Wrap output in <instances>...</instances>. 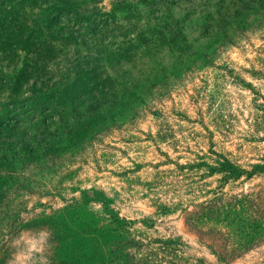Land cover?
<instances>
[{
  "label": "rangeland",
  "instance_id": "374dc122",
  "mask_svg": "<svg viewBox=\"0 0 264 264\" xmlns=\"http://www.w3.org/2000/svg\"><path fill=\"white\" fill-rule=\"evenodd\" d=\"M113 1L7 0L0 9V81L10 86L0 88V95L12 99L0 109L3 264L75 262L78 247L87 251L89 235L116 224L132 240L134 263L164 264L170 257L161 246L178 240L187 256L213 264L179 215L164 214L162 206L184 194L175 192L178 181L198 190L197 165L207 153L208 134L214 150L239 164L264 155L253 108L255 96L264 98V68L257 61L264 48L259 6L253 2L240 11L238 24L226 21V27L237 25L241 41L203 70L192 62L201 63L213 52L206 45L221 39L216 28L208 42L201 40L199 28L209 25L204 9L184 20L191 28L184 32L186 42L161 44L159 21L138 0L105 19L109 30L102 28L101 13L111 11ZM96 7L100 13L91 10ZM59 9L71 15L62 27L66 33L47 26ZM75 20H84L83 36H74ZM124 72L135 75L128 89L119 79ZM170 85L145 106L155 96L146 88ZM61 91L85 99L71 104L69 96L60 99ZM90 93L98 94L96 100L86 99ZM27 94L32 98L20 103ZM31 222L34 229L28 228ZM78 232L81 245L73 240ZM234 264H264V247Z\"/></svg>",
  "mask_w": 264,
  "mask_h": 264
},
{
  "label": "trees",
  "instance_id": "16d2710c",
  "mask_svg": "<svg viewBox=\"0 0 264 264\" xmlns=\"http://www.w3.org/2000/svg\"><path fill=\"white\" fill-rule=\"evenodd\" d=\"M141 5L145 6V13L152 20L159 21L158 43H172L177 40L186 42L184 36L185 31H190L191 28L184 25V20L189 14L198 12L199 9H204L207 14L206 21L208 26L203 25L199 28L201 40L208 42L207 35L214 34V29L219 28L220 38L212 42V46H207L205 50H211V55H203L201 63L192 62L193 68L210 69L214 66L211 61L227 48L236 47L241 41V37L237 32V25L231 28L226 24L228 20L234 21L233 24H238L240 11H245L249 4L255 2L261 9L260 13L264 14V0H138ZM248 4H244L246 2ZM96 4L99 3L95 0ZM133 0H114L111 11L101 13L104 15V20L111 17L117 10H126L133 8ZM7 0H0V9L5 8ZM224 4H227L224 6ZM176 8L178 13H174L170 7ZM214 8L215 14L211 15L210 10ZM253 8V7H252ZM93 13H100L96 8L91 9ZM139 9L134 8V11ZM48 17V28L54 29L56 32L62 31L66 33L62 27L67 21L71 20V15L64 14L62 9L55 10ZM199 14V13H198ZM55 15H57L55 17ZM202 15V14H199ZM79 31H76L74 36H83L80 29L84 25V20H75ZM212 24V25H211ZM109 30L108 21L102 22L101 27ZM226 30H231L230 35L226 34ZM72 33V32H71ZM85 40H83V43ZM262 49V50H261ZM257 56L258 64L264 68V48H260ZM257 51V52H258ZM128 58V54L126 55ZM199 62V61H198ZM144 72L142 73V75ZM130 72H124L120 77L124 88L128 89L134 83ZM117 79V78H116ZM114 83V82H113ZM113 83L108 88L110 92L113 88ZM7 85L4 81H0V88ZM57 85L54 84V87ZM151 86H153L151 84ZM172 85L163 86V89L158 87H149L145 91L155 96L144 101L145 106L150 102L156 101V96H162L170 91ZM252 89L251 84L247 85ZM98 87V86H96ZM10 88V86L8 87ZM152 89V90H151ZM10 90V89H9ZM24 91L20 92L23 94ZM66 92L59 93L60 99L69 96L72 100L71 104L78 103L85 99L80 93L71 92L70 95ZM148 93V94H149ZM101 96H104V91H100ZM24 97L20 103L27 102L31 95ZM97 93H90L86 99L96 100ZM11 95H0V109H7V105L11 102ZM255 111V124L258 132L263 136L259 138L264 142V98L255 96L253 101ZM87 111V110H86ZM85 111V112H86ZM208 150L206 154L201 156L202 161L198 163L202 173L200 174V185L198 190L195 189L193 183L182 185L180 181L175 184V192H180L183 189L184 194L181 198L172 201L168 206H162L164 214H178L183 227L186 231L193 235L197 243L204 247L208 253L215 259L213 264H234L237 260L242 259L246 255L258 251L264 247V155H261L256 161L239 164L230 159L227 155L213 149L212 135L208 134ZM191 171L195 169V165H189ZM180 172H184L186 167L178 166ZM187 177L190 175L185 174ZM216 176L213 183H207L205 180ZM256 181V182H254ZM248 185L247 188L244 186ZM187 198V199H184ZM64 218H62L63 220ZM29 229H34V222L28 224ZM121 229L120 225L111 227L106 232L94 231L87 237L89 241L87 251L82 247H78L76 251L75 262L67 261L62 264H147L143 262L134 263L130 255L131 239ZM106 233V235H104ZM81 233H76V239L80 244ZM170 240L165 245L161 246V250L170 258L164 261V264H207L204 259H193L178 249V243ZM86 252V253H85ZM88 254V255H87ZM4 251H0V264H3ZM88 256V257H86ZM86 257V258H85ZM85 258V260H83Z\"/></svg>",
  "mask_w": 264,
  "mask_h": 264
}]
</instances>
